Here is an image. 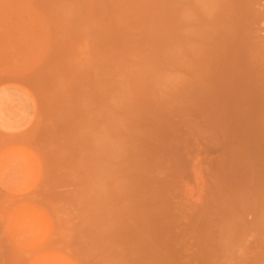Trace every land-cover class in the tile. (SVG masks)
Here are the masks:
<instances>
[{
  "label": "rangeland",
  "instance_id": "obj_1",
  "mask_svg": "<svg viewBox=\"0 0 264 264\" xmlns=\"http://www.w3.org/2000/svg\"><path fill=\"white\" fill-rule=\"evenodd\" d=\"M0 129V264H264V0H0Z\"/></svg>",
  "mask_w": 264,
  "mask_h": 264
},
{
  "label": "crops",
  "instance_id": "obj_2",
  "mask_svg": "<svg viewBox=\"0 0 264 264\" xmlns=\"http://www.w3.org/2000/svg\"><path fill=\"white\" fill-rule=\"evenodd\" d=\"M36 169L35 158L24 159L20 150L16 148L7 149L0 157V175L11 177L16 183H24L33 178Z\"/></svg>",
  "mask_w": 264,
  "mask_h": 264
},
{
  "label": "clouds",
  "instance_id": "obj_3",
  "mask_svg": "<svg viewBox=\"0 0 264 264\" xmlns=\"http://www.w3.org/2000/svg\"><path fill=\"white\" fill-rule=\"evenodd\" d=\"M113 104H116L117 101L114 99L112 101ZM93 141L97 148H104L110 144L115 143V141L111 140L107 131L105 129H100L93 133Z\"/></svg>",
  "mask_w": 264,
  "mask_h": 264
},
{
  "label": "bare ground",
  "instance_id": "obj_4",
  "mask_svg": "<svg viewBox=\"0 0 264 264\" xmlns=\"http://www.w3.org/2000/svg\"><path fill=\"white\" fill-rule=\"evenodd\" d=\"M238 82V81H237ZM237 84V83H236ZM240 85H242L243 86V84H241V83H239ZM243 87H245V86H243ZM235 87L233 86V89H234ZM237 89V88H236ZM242 89V88H241ZM235 90V89H234ZM241 90L239 89V91L237 90V92H240ZM258 95V94H257ZM255 98H256V96H255ZM239 110V109H238ZM245 113V112H244ZM239 114H241V111H240V113ZM238 115V114H237ZM240 132V131H239ZM247 134H249V133H247ZM242 135H244V134H242ZM246 136V135H245ZM245 136H243V137H245ZM243 137L241 138V139H243ZM240 138V137H239ZM244 140V139H243ZM246 141V138H245V140H244V142ZM248 143V142H247ZM242 144H244V143H242ZM247 145V144H246ZM240 147H241V145H239ZM243 146V145H242ZM249 145H247V147H248ZM246 147V148H247ZM250 147V146H249ZM244 147H241V150H244L245 151V148L243 149ZM250 150H252V149H250ZM248 151V150H247ZM254 152V151H253ZM259 153V152H258ZM255 154H256V151H255ZM260 155H261V153H260ZM258 156H259V154H258ZM252 159V158H251Z\"/></svg>",
  "mask_w": 264,
  "mask_h": 264
}]
</instances>
